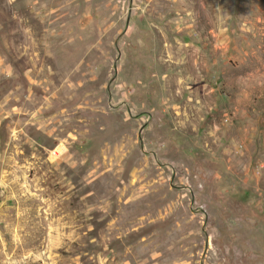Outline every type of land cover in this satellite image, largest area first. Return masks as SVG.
I'll use <instances>...</instances> for the list:
<instances>
[{"label":"rangeland","instance_id":"374dc122","mask_svg":"<svg viewBox=\"0 0 264 264\" xmlns=\"http://www.w3.org/2000/svg\"><path fill=\"white\" fill-rule=\"evenodd\" d=\"M0 264H264V0H0Z\"/></svg>","mask_w":264,"mask_h":264}]
</instances>
